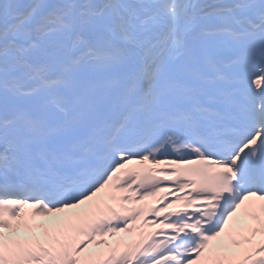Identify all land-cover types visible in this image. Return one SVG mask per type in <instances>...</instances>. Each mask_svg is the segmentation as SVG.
<instances>
[{
  "label": "snow or ice",
  "instance_id": "1",
  "mask_svg": "<svg viewBox=\"0 0 264 264\" xmlns=\"http://www.w3.org/2000/svg\"><path fill=\"white\" fill-rule=\"evenodd\" d=\"M0 264H264V0H0Z\"/></svg>",
  "mask_w": 264,
  "mask_h": 264
}]
</instances>
